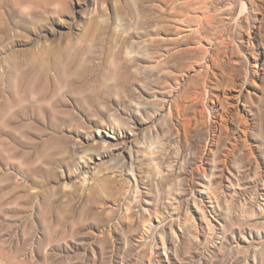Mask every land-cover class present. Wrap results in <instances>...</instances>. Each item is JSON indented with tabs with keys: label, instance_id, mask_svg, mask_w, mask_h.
<instances>
[{
	"label": "rangeland",
	"instance_id": "obj_1",
	"mask_svg": "<svg viewBox=\"0 0 264 264\" xmlns=\"http://www.w3.org/2000/svg\"><path fill=\"white\" fill-rule=\"evenodd\" d=\"M0 264H264V0H0Z\"/></svg>",
	"mask_w": 264,
	"mask_h": 264
},
{
	"label": "bare ground",
	"instance_id": "obj_2",
	"mask_svg": "<svg viewBox=\"0 0 264 264\" xmlns=\"http://www.w3.org/2000/svg\"><path fill=\"white\" fill-rule=\"evenodd\" d=\"M207 20V22H208V18L206 19ZM210 22V21H209ZM229 112V111H228Z\"/></svg>",
	"mask_w": 264,
	"mask_h": 264
}]
</instances>
